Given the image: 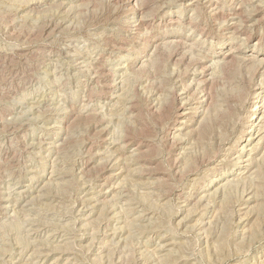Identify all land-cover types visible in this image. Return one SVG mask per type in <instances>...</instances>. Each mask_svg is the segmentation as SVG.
<instances>
[{"label":"rangeland","instance_id":"1","mask_svg":"<svg viewBox=\"0 0 264 264\" xmlns=\"http://www.w3.org/2000/svg\"><path fill=\"white\" fill-rule=\"evenodd\" d=\"M257 86L264 0H0V264H264Z\"/></svg>","mask_w":264,"mask_h":264},{"label":"bare ground","instance_id":"2","mask_svg":"<svg viewBox=\"0 0 264 264\" xmlns=\"http://www.w3.org/2000/svg\"><path fill=\"white\" fill-rule=\"evenodd\" d=\"M141 21V20H140ZM139 23V22H138ZM194 28V27H193ZM195 29V28H194ZM131 31V30H130ZM192 31V30H191ZM194 31V30H193ZM125 39V38H124ZM198 39V38H197ZM196 39V40H197ZM120 40V39H119ZM118 40V41H119ZM127 40V39H126ZM172 41V40H171ZM175 41V40H174ZM122 42V41H121ZM128 42V41H127ZM201 42V41H200ZM120 44V43H119ZM189 44V43H188ZM196 44V43H195ZM131 45V44H130ZM119 46V45H118ZM193 46V45H192ZM191 46V47H192ZM125 47V46H124ZM130 47V46H129ZM127 48V47H126ZM196 48V47H195ZM232 48V47H231ZM236 48V47H235ZM119 49V48H118ZM190 49V48H189ZM197 49V48H196ZM123 50H125L124 48H123ZM130 50V49H129ZM240 49H235V51L232 49H229L227 52H224V53H222L223 55V61H224V59L225 60H227V59H230L234 54H236V52L237 51H239ZM198 51V50H197ZM205 55V54H204ZM252 55V54H251ZM222 56H221V58H222ZM157 57V56H156ZM155 57V58H156ZM206 57V56H205ZM249 57V56H248ZM251 57V56H250ZM249 57V58H250ZM254 57V56H253ZM220 58V59H221ZM233 58H234V56H233ZM154 59V58H153ZM152 59V60H153ZM205 59H207V57L205 58ZM209 59V58H208ZM211 59V58H210ZM263 59V58H262ZM247 60H249L248 58H247ZM250 60H251V62H252V59L250 58ZM148 61V60H147ZM211 61H214V59H211ZM222 61V62H223ZM228 61V60H227ZM231 61V60H230ZM236 61V60H235ZM261 61V60H260ZM144 62V61H143ZM152 62V61H151ZM225 62V61H224ZM147 63V62H146ZM213 63V62H212ZM253 63V62H252ZM208 66H210V64L208 65ZM222 66V65H221ZM202 68V67H201ZM204 68V67H203ZM214 69V68H213ZM213 69H211V70H213ZM206 71V70H205ZM210 71V70H209ZM209 78V77H208ZM212 78V77H211ZM205 79H207V77L205 78ZM207 81V80H206ZM211 81V80H210ZM233 82V81H232ZM206 83V82H205ZM262 83V82H261ZM235 84V83H234ZM210 85V84H209ZM234 87L236 88V85H234ZM209 88V87H208ZM232 88V87H231ZM240 88V87H239ZM238 87H237V89H236V91L237 92H239V94H240V89H239ZM253 88V87H252ZM242 89V88H241ZM233 90V89H232ZM231 90V91H232ZM249 90V89H248ZM262 91V87H259V86H257V87H255L253 90H251L247 95H246V97L243 99V101H244V103L245 104H247L246 106H245V115H244V117H245V120L244 121H242V123L244 124V127H243V129H242V131L240 132V134H241V138H244V136L246 137L245 138V140H247V141H252V140H254V137H253V135H254V132H253V130H254V124H253V121H254V119H256V115H258V114H260V112H263L264 113V111H263V109H264V95L262 94L261 95V92ZM237 92H235L234 91V93H237ZM233 93V92H232ZM242 93V92H241ZM208 94V93H207ZM239 94H238V96H239ZM241 95V94H240ZM208 96V95H207ZM207 96H206V93L205 94H203L196 102H194L195 103V105H194V103H190V104H188L189 106H188V108L187 109H191V107H192V110L193 109H200L201 110V107L203 106V104H205L206 103V101L208 102V98H207ZM242 96H244L243 95V93H242ZM239 98V97H238ZM237 98V99H238ZM240 98H241V96H240ZM243 98V97H242ZM223 100V99H222ZM219 101V100H218ZM221 101V100H220ZM219 101V102H220ZM238 101V100H237ZM214 103V106H212V111L210 112V113H208V115L209 116H207V118H206V120H205V122H207V124H206V126H204V128L206 129V130H210L211 132L212 131H214L213 129H214V125H216V124H214V122L216 121V120H218L217 121V124H219L220 122L219 121H221L222 120V118H223V116L225 115V118L228 116V115H230V113H231V111H230V109H232L231 108V106H230V109H228V105L226 106L225 105V108H223V109H220V108H222V106H223V102H220V103ZM240 102L242 103V100H240ZM240 102H239V104H240ZM225 103V102H224ZM233 104V103H232ZM182 105H184V103L182 104ZM185 105H186V103H185ZM194 105V106H193ZM206 105H208V104H206ZM209 105H211L210 103H209ZM231 105V104H230ZM241 105V104H240ZM240 105H238V106H240ZM244 106H242V107H244ZM227 107V108H226ZM204 108H206V106H204ZM186 108L185 107H180V109H179V112H178V116H179V118L181 119V118H183L187 113L186 112H184V110H185ZM242 109V108H241ZM192 110H190V111H192ZM203 110V109H202ZM201 110V111H202ZM215 110V111H214ZM216 110H219V111H216ZM187 111V110H186ZM195 110H193V112H194ZM199 111V110H198ZM193 112H191V113H193ZM196 112H197V110H196ZM203 112V111H202ZM214 112H218L216 115H215V113ZM221 114H220V113ZM233 112H235V111H233ZM190 113V112H189ZM238 113V112H237ZM203 113H201V115H202ZM205 114L206 113H204V116H205ZM196 115V114H195ZM243 115V114H242ZM264 115V114H263ZM263 115H260V118L262 117L263 118ZM233 116V115H232ZM241 115H239V117H240ZM243 117V116H242ZM227 119V118H226ZM230 119H231V117H230ZM229 119V120H230ZM241 119V118H240ZM258 119V118H257ZM224 120V119H223ZM262 120H264V118L262 119ZM257 121V120H256ZM176 123H179V124H181V125H183V123H184V121H182V119L181 120H176L175 121ZM219 122V123H218ZM224 122H225V120H224ZM230 122V121H229ZM260 122H261V120H260ZM259 123V122H258ZM263 123V122H262ZM225 124H226V122H225ZM220 125V124H219ZM258 127L260 126V125H257ZM182 127V126H181ZM220 127H222V126H220ZM224 127V126H223ZM254 127V128H253ZM261 127H262V125H261ZM264 128V127H263ZM203 129V128H202ZM261 129V128H260ZM255 130H256V128H255ZM258 131V130H257ZM205 133V132H204ZM212 133H214V132H212ZM257 133V132H256ZM261 133V132H260ZM206 134V133H205ZM211 134V133H210ZM209 134V135H210ZM222 135H223V133H221ZM225 134V133H224ZM208 135V134H207ZM202 136H204V135H202ZM259 137H261V135L260 136H258V138ZM262 137H263V135H262ZM225 138V137H224ZM256 141V140H255ZM259 141H261L260 139H259ZM256 143H258V142H256ZM257 145V144H256ZM259 145V144H258ZM258 145H257V147H258ZM253 146V145H252ZM251 146V147H252ZM255 146V145H254ZM232 148H234V149H236V147H232ZM252 149V148H251ZM255 149H256V147H255ZM246 150L247 149H245L244 147L242 148L241 147V149H239L238 151H237V155L234 157V158H232V159H234L233 161H235L232 165H236V164H239V165H241L242 163H246L245 165H241V166H243V167H248L247 166V164H249V163H247V161H249L254 155H250V158H249V156L247 157V158H241L242 157V155H245V152H246ZM249 151H250V149H249ZM231 152V151H230ZM247 153V152H246ZM254 153V152H253ZM252 153V154H253ZM229 155V154H228ZM252 156V157H251ZM130 157V156H129ZM231 157V156H230ZM228 159H229V157H228ZM253 159H254V157H253ZM252 159V160H253ZM251 164V163H250ZM249 164V165H250ZM251 166V165H250ZM142 169V168H141ZM135 170V169H134ZM242 170V169H241ZM245 170V169H244ZM143 171V170H142ZM139 175V174H138ZM69 239V238H68Z\"/></svg>","mask_w":264,"mask_h":264}]
</instances>
